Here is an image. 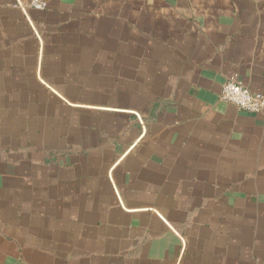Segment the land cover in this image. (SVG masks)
Instances as JSON below:
<instances>
[{
  "label": "crops",
  "instance_id": "obj_1",
  "mask_svg": "<svg viewBox=\"0 0 264 264\" xmlns=\"http://www.w3.org/2000/svg\"><path fill=\"white\" fill-rule=\"evenodd\" d=\"M16 1L0 264H264V0Z\"/></svg>",
  "mask_w": 264,
  "mask_h": 264
},
{
  "label": "built area",
  "instance_id": "obj_2",
  "mask_svg": "<svg viewBox=\"0 0 264 264\" xmlns=\"http://www.w3.org/2000/svg\"><path fill=\"white\" fill-rule=\"evenodd\" d=\"M16 6L34 11L43 12L47 8L46 0H29L26 4L16 1ZM221 101L235 106L238 110L258 114L264 112V94L250 92L241 82L226 81L219 95Z\"/></svg>",
  "mask_w": 264,
  "mask_h": 264
}]
</instances>
